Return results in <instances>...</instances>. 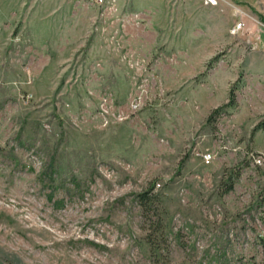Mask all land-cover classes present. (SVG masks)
<instances>
[{
    "label": "rangeland",
    "instance_id": "rangeland-1",
    "mask_svg": "<svg viewBox=\"0 0 264 264\" xmlns=\"http://www.w3.org/2000/svg\"><path fill=\"white\" fill-rule=\"evenodd\" d=\"M154 1L0 0V264H264V0Z\"/></svg>",
    "mask_w": 264,
    "mask_h": 264
},
{
    "label": "built area",
    "instance_id": "built-area-1",
    "mask_svg": "<svg viewBox=\"0 0 264 264\" xmlns=\"http://www.w3.org/2000/svg\"><path fill=\"white\" fill-rule=\"evenodd\" d=\"M87 1L92 2L93 4L96 5H103L105 3L111 4L112 0H87ZM198 1L204 5H209V6H214L217 5L218 3V0H198ZM243 27H244V21L240 17H238L228 26V32L233 35L236 34L238 31L242 30ZM259 45L264 49V42L260 43L256 37V40L252 42V46L258 47ZM135 105H136L135 102L131 103V106L135 107ZM100 108L101 110L106 111L105 108L101 105ZM199 157L203 163L207 164L211 160L212 153L208 150L201 151L199 152ZM262 157H263V153H258L256 154L255 160L258 161Z\"/></svg>",
    "mask_w": 264,
    "mask_h": 264
},
{
    "label": "crops",
    "instance_id": "crops-1",
    "mask_svg": "<svg viewBox=\"0 0 264 264\" xmlns=\"http://www.w3.org/2000/svg\"><path fill=\"white\" fill-rule=\"evenodd\" d=\"M133 5H136L139 7V5H147L148 8H155L156 7V1L154 0H131ZM180 1V0H179ZM178 1V2H179ZM140 3V4H139ZM155 3V5H153ZM164 0H160L159 3H157L158 6L163 7L164 6ZM144 7V6H143ZM263 38H260L259 34H256V37L260 43L264 42V35H261ZM264 50V49H263ZM264 57V52L261 53Z\"/></svg>",
    "mask_w": 264,
    "mask_h": 264
},
{
    "label": "trees",
    "instance_id": "trees-1",
    "mask_svg": "<svg viewBox=\"0 0 264 264\" xmlns=\"http://www.w3.org/2000/svg\"><path fill=\"white\" fill-rule=\"evenodd\" d=\"M233 99H234V94H233V92L231 91L230 92V99H229V102H225L224 103V105H227V104H231V103H233ZM219 109V106H216V107H214L213 109H212V112H215V111H217ZM255 127L257 128V127H264V123H262V121L260 120L259 122H257L256 124H255ZM230 185V184H229ZM229 187V186H228ZM138 196L140 197V200H139V202H140V204H142V205H144L145 204V200L147 199V197H146V190H144L143 192H140L139 194H138Z\"/></svg>",
    "mask_w": 264,
    "mask_h": 264
}]
</instances>
